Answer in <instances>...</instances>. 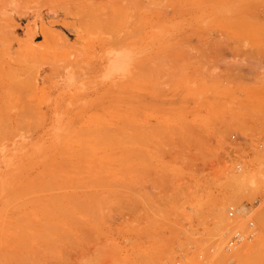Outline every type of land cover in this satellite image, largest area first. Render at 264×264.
<instances>
[{"label":"rangeland","instance_id":"1","mask_svg":"<svg viewBox=\"0 0 264 264\" xmlns=\"http://www.w3.org/2000/svg\"><path fill=\"white\" fill-rule=\"evenodd\" d=\"M63 1L20 0L23 15L0 16V264H264V234L257 237L264 220V74L262 79L258 75L264 63L250 61L251 57L264 60V36L255 31L264 27H254L260 22L264 26V17L257 23V13L251 14L258 24L253 25L246 15L237 16L238 22L246 18L253 25V33L249 28H233L230 16L220 21L221 15L219 19L215 14L222 0H202L203 40L208 47L210 41L220 43L218 54L216 45L214 54L206 46L210 53L202 50L206 65L202 62L200 67L202 58L196 57L197 62L193 56L199 52L190 48L188 69L181 72L186 77L175 79L169 70L172 76L164 80L173 82L164 88L160 86L164 80L159 83L163 90L155 85L158 79H149V70L133 75L135 80L129 76L116 82H101L95 79L97 73H89L85 86L70 90L60 87L55 78L61 63L77 61L91 72L111 42L113 27L107 29L108 21L102 18L106 27H101V12L96 11L92 30L89 22L86 29L66 15ZM194 5L187 0L182 11L191 17ZM261 16L257 15L258 21ZM129 24L125 22L122 30L125 40H138L136 34L129 39L133 33ZM215 35L222 41H212ZM192 36L196 34L189 37L191 45L196 38ZM214 59H218L216 68ZM193 65L198 66L196 75L191 73ZM142 87H147L145 92L139 90ZM127 102L139 106L135 109ZM197 104L195 112L192 107ZM158 106L163 111H157ZM188 107L187 114L175 115L197 120L196 125L186 121L199 135L204 132L203 143L210 146L200 145L197 135L193 139L199 145L192 135H185L181 118L177 121L184 127L176 125L178 116L172 110L183 113ZM184 135L191 140L186 142ZM240 174L256 182L244 195L227 188V181ZM255 199L260 202L251 217L230 216V209ZM257 213L262 222L257 221ZM222 214L229 218L225 225L219 222ZM250 221L256 230L253 237ZM237 233L243 239L233 247ZM232 250L237 255L227 257Z\"/></svg>","mask_w":264,"mask_h":264},{"label":"bare ground","instance_id":"2","mask_svg":"<svg viewBox=\"0 0 264 264\" xmlns=\"http://www.w3.org/2000/svg\"><path fill=\"white\" fill-rule=\"evenodd\" d=\"M185 1H187V0H100L99 2H97V0H96V2H97V4H93V3H87V1L86 0H64L63 2H64V5H65V13H66V15L67 16H69V17H73V18H75V19H78L83 25H84V27L87 29V27H86V23L85 22H91L92 24H93V22H95L97 19H95L96 17H98V15L96 16V11L98 12H101V14H99V17H100V19L98 20V21H100V22H96V23H98V25L99 24H101V27H103L104 25H105V27H106V24H109V27H107V29H109V28H111V26L113 27V28H111V30H113V33L111 34V36H110V38H109V40L108 41H111V42H109L108 44L109 45H107V47H106V50H105V52H104V54H102V56H101V60L99 61L98 59V64L97 65H93V70L90 72V70L87 68V70L86 69H84V68H82V67H80V65L78 64V62L77 61H69V62H67V63H64L65 61H63L62 63H64V64H62L61 63V71L59 72L60 73V75L58 76V77H55L56 79L58 78V81H59V83H60V87H68L70 90L72 89V88H78V87H80V85L83 87V86H85L86 85V83H85V81H84V78H85V75H88L89 73H97V76H96V80H98V81H101V82H116V81H120V80H123V79H125V78H127V77H129V76H136V75H139V73H140V71H141V74L143 75L145 72H147V70H149V72H150V74L153 76V73L154 72H156V71H158V70H160V72H157V74L155 75V73H154V77L152 78V76H150L149 77V79H156L155 81L156 82H158V83H156L155 85H157V89H159V88H161L160 86H163V88H164V85L165 86H167L168 84H169V82H173V81H171V79H166V81L164 80L166 77H169L170 78V74H171V72H173V77L175 78V79H181L182 77L183 78H185L186 77V75L184 76V73L186 72V70L188 69H186V66H188V64H189V62H190V60H191V53H190V48H191V52H193L194 51V49H195V53H196V51L197 52H199V54H195V55H193V56H195V59L194 60H196L197 61V59H196V57L197 58H199L200 60H201V58H202V55L204 56L206 53H210L211 52V49H213L212 50V52L211 53H213L214 54V52L218 49V45L220 44V43H217L216 44V41L215 40H218V39H220V40H218V41H222V39L220 38V37H218L217 38V36L214 38L213 36H212V38H214L212 41H215L214 42V44L213 43H211V41H210V39L209 38H207V37H205V40H206V38H207V41L209 42L208 44L211 46H207L206 45V43H205V41L203 40L204 39V36H205V34L202 36V34H203V32L201 33V31H203L202 30V28H201V25H203L204 23H205V17H204V14H202L203 12H201L202 10H201V3H202V0H191V1H193V2H195V8H196V12L195 11H193V13H192V15H190L191 17H189L188 16V14L186 13V12H184V11H182V9H184L183 7L181 8V6H182V4L185 2ZM93 2L94 3H96L94 0H93ZM185 4H187V5H185L186 6V10L185 11H188V7H190V6H188L189 4L188 3H185ZM98 6V8H95V7H97ZM184 6V5H183ZM184 6V7H185ZM188 6V7H187ZM192 7V6H191ZM181 8V9H180ZM96 9V10H95ZM203 9V8H202ZM204 10V9H203ZM215 11H216V13L215 14H218L219 15V19H220V15H221V19H220V21L222 20V18H223V16L224 17H226V19H228L227 18V16H230L231 18H232V20H234L233 21V23H232V20H231V23H232V27L234 28L235 26H241V27H243V28H247V30H248V28L250 29V30H252L251 32L253 33V30L254 29H252L251 27H253V25H258V24H256V23H254L251 19H252V16H251V14H254V13H257L256 15H255V17H256V22L258 23V22H260L261 21V19H262V17H264L263 15H264V0H222L219 4H217V6L215 7ZM22 11H21V6H20V0H1L0 1V16H2V17H12L11 15H16V14H18V15H23L22 13H21ZM190 12V11H189ZM214 12V11H213ZM258 13H260V14H258ZM240 14H243V15H246V17H248L249 18V21H252V24L253 25H251L250 24V22H247L248 20H246V18L245 19H243V22L244 23H241V22H238L239 20H240V18H238L239 20H237V16L239 17L240 16ZM263 14V15H262ZM101 15H103L104 16V18H103V16H101ZM257 15H258V17L259 16H261V18L259 19V21H258V18H257ZM17 16V15H16ZM249 16H251V19H250V17ZM18 17H20V16H18ZM106 19L108 22L106 23V24H104L103 25V23H104V20H102V19ZM236 20H235V19ZM12 19V18H11ZM95 19V20H94ZM218 19V18H217ZM255 19V18H254ZM264 19V18H263ZM262 19V20H263ZM246 20V21H245ZM219 21V22H220ZM79 22V23H80ZM125 22L127 23H130L129 24V26H128V28H129V32H130V34L132 33V35H130V38L129 39H131L132 40V38H131V36H133L134 37V34H136L135 35V37H139L140 36V38L138 39V40H134V41H131V40H128V41H131V42H127L126 40H125V35H124V33H123V29H124V26H125ZM218 22V23H219ZM246 22V23H245ZM264 22V21H263ZM78 23V24H79ZM88 23V24H89ZM89 24V26H90V29L92 28L91 27V25L92 24ZM111 23V24H110ZM221 23V22H220ZM260 23H262V22H260ZM259 23V25L258 26H254L255 28L257 27H264L263 26V24H260ZM63 24V23H62ZM72 23H70L69 25L72 27V25L74 24H72ZM65 25V24H64ZM68 25V26H69ZM103 25V26H102ZM111 25V26H110ZM120 25V26H119ZM138 25H141V28L139 29V27L138 28H136ZM245 25H247V26H245ZM251 25V26H250ZM262 25V26H261ZM130 26H131V28H130ZM98 28V30H99V26H97ZM82 29V28H81ZM92 30V29H91ZM90 30V31H91ZM98 30H96V32L98 31ZM110 30V29H109ZM134 30V31H133ZM231 30H232V28H231ZM238 30H240V31H243L242 29H238ZM126 31H128V30H126ZM132 31V32H131ZM256 31V34L258 33V34H262V35H257L258 37H263L264 35V28L262 29L261 28V31H258L257 32V30H255ZM255 31H254V33H255ZM92 32H94V31H92ZM99 32H101L100 30H99ZM136 32H138V33H136ZM198 32H199V34H198ZM250 32V31H249ZM190 33V34H189ZM194 33L196 34V36H194V37H196L195 39H194V37L192 36L191 37V39L193 40H195V43H194V41H193V43H192V45L189 43V37L193 34L194 35ZM94 35H95V33H93ZM97 34V33H96ZM125 34H126V36H128L127 35V32H125ZM201 34V35H200ZM215 34V33H214ZM138 35V36H137ZM201 36V37H200ZM134 37V38H135ZM224 37H227V35H224ZM223 37V38H224ZM229 37V36H228ZM228 37H227V39H228ZM103 38H101V40H102ZM106 39V38H105ZM105 39H103L102 41L104 42V40ZM63 40V39H62ZM107 40V39H106ZM203 40V41H202ZM224 41H223V43H226V39H223ZM64 41V40H63ZM206 41V42H207ZM66 42V41H65ZM203 42H204V44H203ZM188 44H190V46L191 47H189V45ZM222 44V43H221ZM227 44H229V40H228V43ZM67 45V44H66ZM96 45V44H95ZM105 45V44H104ZM204 45V46H203ZM212 45H213V47H212ZM216 45V46H215ZM192 46H194V48L192 47ZM208 47L209 48V50H210V52H209V50H208V52H207V49L208 48H206V47ZM216 47V49H215V51H214V48ZM219 47H221V46H219ZM204 48L206 49V51H204L205 52V54L202 52V50H204ZM211 48V49H210ZM98 49H99V47H98ZM193 49V50H192ZM219 51V50H218ZM218 51H216L217 52V54H218ZM96 52V51H95ZM100 52H103V51H100ZM100 52H98V53H100ZM193 52V53H194ZM215 52V53H216ZM192 53V54H193ZM201 56V57H199V56ZM207 55V54H206ZM205 55V56H206ZM95 56V55H94ZM98 56V55H97ZM97 56H96V58H97ZM204 56V57H205ZM203 57V58H204ZM99 58V57H98ZM203 58H202V60H201V64H199L200 65V67H202V66H204V65H206V63L204 62V61H206V58H204L205 60L203 61ZM200 60H198V61H200ZM218 60V59H217ZM216 59H214V61L212 62L213 63V65H214V68H216L215 66H217L218 65V61H217ZM197 61V62H198ZM250 61H251V63L252 62H259V64L260 65H262L261 63H264V60H258V59H256V58H252L251 57V59H250ZM249 61V62H250ZM96 62V61H95ZM202 62H204V64L202 65ZM216 64V65H215ZM92 65V64H91ZM162 65H164V66H166V67H164V66H162ZM202 65V66H201ZM160 66H161V68L163 69V70H165V71H161L162 69L160 68ZM190 66V65H189ZM194 66V70L192 69V71H191V73L193 72H196V68L198 67H196L195 68V65H193ZM192 66V67H193ZM264 66V65H263ZM158 67V68H157ZM192 67H190V68H192ZM210 67H212L211 69H213V66L211 65ZM210 67H209V70H210ZM153 68H154V70H156V71H154V72H152L153 71ZM160 68V69H159ZM259 68H261V67H259ZM167 70H168V72H167ZM171 72H170V71ZM205 70L206 69H204V70H202V71H204L205 72ZM214 70H216V69H213V70H211V71H213L212 73L213 74H216V72L214 71ZM262 70H263V68H262ZM185 71V72H184ZM201 71V72H202ZM161 72H164L165 74H161ZM167 72V73H166ZM178 72V73H177ZM179 72L181 73V72H184V73H181V74H183V75H179ZM198 72V71H197ZM200 72V71H199ZM198 72V74H200ZM255 73H256V71H254ZM148 73V72H147ZM158 73H160V74H158ZM178 74V76H180V77H177V74ZM168 74V75H167ZM195 74V73H194ZM194 74H192L193 76H194ZM262 74H264V71H262V72H260L258 75L261 77V79H262ZM166 75V76H165ZM196 75V74H195ZM134 76L133 77H131L130 79H131V81L132 80H135V79H133L134 78ZM156 76H158V78L156 77ZM164 76V77H163ZM171 76H172V74H171ZM182 76V77H181ZM188 76H190V74H188ZM202 76V75H201ZM199 77L200 79L202 78L203 79V77ZM211 76H216V75H211ZM137 77H139V76H137ZM162 77V78H161ZM195 77V76H194ZM193 77V78H194ZM140 78V77H139ZM160 78V79H159ZM182 78V79H183ZM192 78V81L194 80ZM258 79H260L259 77H257ZM263 78H264V75H263ZM157 79H158V81H157ZM201 79V80H202ZM137 80V79H136ZM160 80H161V82H160ZM164 80V84H163V81ZM200 80V81H201ZM204 80V79H203ZM129 80H127V82L126 83H129L128 82ZM179 81V80H178ZM124 82V81H123ZM121 83V86H122V84L125 86L126 84H124V83ZM139 83H141V82H139ZM162 83L163 85H160V84ZM199 83V82H198ZM201 83H203V81H201ZM130 84H132V82L130 83ZM158 84L160 85V86H158ZM167 84V85H166ZM174 84H176V83H174ZM173 84L171 83V87H173L172 86ZM196 85H197V83H196ZM200 85V84H199ZM201 85H203V84H201ZM133 87H134V85H133ZM147 87H148V85H147ZM146 87V88H147ZM181 87H182V85H181ZM109 88V87H108ZM114 87H112L111 89H113ZM126 88V87H125ZM139 88V87H138ZM137 88V89H138ZM146 88H143L142 87V89L140 88L139 90L141 91L142 90V92H143V89H144V92H145V90H146ZM168 88H169V86L167 87V90L166 91H168ZM191 88V87H190ZM199 88H202L201 86L199 87ZM115 89V88H114ZM156 89V90H157ZM162 89V88H161ZM178 89V88H177ZM117 90V89H116ZM115 90V91H116ZM163 90V89H162ZM179 90L180 89H178V92H179ZM184 90V89H183ZM190 90H192V88L190 89ZM193 90H195V89H193ZM199 90V89H198ZM109 91H110V89H109ZM131 91V90H130ZM147 91H150V90H148L147 89ZM158 91V90H157ZM165 91V90H164ZM163 91V92H164ZM166 91H165V93H166ZM170 91V90H169ZM202 91H203V89H202ZM201 91V92H202ZM183 91H181L180 93H182ZM113 93V91L111 92V93H109L108 92V94H109V96L111 95ZM120 93V92H119ZM128 93H130V92H128L127 91V93H126V91H125V93L124 94H126V96H128L129 94ZM192 93V92H191ZM189 94V96L191 97V95L192 94ZM196 92H194V94H195ZM203 93V92H202ZM105 94V93H104ZM159 94V93H158ZM164 94V93H163ZM167 94H169V93H167ZM132 95V94H131ZM131 95L129 96V97H131ZM136 95V94H135ZM196 95V94H195ZM118 96V98L117 99H120L119 97H122V96H120L119 94L117 95ZM132 96H134V94L132 95ZM137 97V96H136ZM141 97H144V96H142L141 95ZM140 97V98H141ZM178 95H177V98L176 97H174L173 96V98H176L177 100H178ZM184 97H185V95H184ZM190 97H189V99H190ZM107 98V97H106ZM105 98V99H106ZM124 98V97H123ZM122 98V99H123ZM139 98V97H138ZM139 98V99H140ZM146 98V97H145ZM158 99H159V97H157ZM172 97L170 98V97H168V99H173ZM182 98V97H181ZM194 98V97H193ZM193 98H191V99H193ZM108 99V98H107ZM132 99H133V97H132ZM131 99V101H134V99L132 100ZM153 99V96H152V98H151V100ZM167 99V100H168ZM185 99H188V97L186 98L185 97ZM202 99H203V95H202ZM201 99V100H202ZM121 100V99H120ZM138 100V99H137ZM145 99H143V101H144ZM154 100V99H153ZM160 101H162V99H159ZM194 100H195V98H194ZM103 101H106V100H103ZM108 101V100H107ZM110 101V100H109ZM113 101H115V100H113ZM117 101V100H116ZM123 101V100H122ZM127 101V100H126ZM147 101L148 102H150L149 101V98L147 99ZM159 101V102H160ZM164 102L166 101L165 99L163 100ZM162 101V102H163ZM189 101V100H188ZM203 101V100H202ZM201 101V102H202ZM120 102V101H119ZM124 102V101H123ZM128 102L130 103V100H128ZM127 102V103H128ZM135 102V101H134ZM133 102V103H134ZM139 102V101H138ZM145 102V101H144ZM161 102V103H162ZM174 100H173V104H174ZM192 101H190V103H191ZM110 103H112L111 101H110ZM117 103H118V101H117ZM128 103V104H129ZM132 103V102H131ZM133 103H132V106H133ZM160 103V104H161ZM190 103H188L189 104V106H192V104L194 103H192V104H190ZM203 103H204V101H203ZM119 104V103H118ZM125 104V103H124ZM127 104V105H128ZM136 104H137V102H136ZM145 104H147L146 102H145ZM150 104V103H149ZM153 104H154V102H153ZM166 104V103H165ZM196 104V103H195ZM194 104V105H195ZM108 105V104H107ZM111 105V104H110ZM109 105V106H110ZM126 105V106H127ZM130 105V104H129ZM135 105V104H134ZM157 105V104H156ZM156 105H155V107H156ZM162 105V104H161ZM166 105H168V104H166ZM165 105V106H166ZM182 105H184V104H181V107H182ZM198 105V104H197ZM196 105V106H197ZM201 105L202 104H200V109L202 110V109H204L203 108V106H204V104L202 105V108H201ZM125 106V105H124ZM125 106V107H126ZM131 106V105H130ZM131 106V107H132ZM139 106V105H138ZM137 106V107H138ZM150 106V105H149ZM163 107H164V105H162ZM169 106H173V105H169ZM186 106V105H185ZM188 106V105H187ZM186 106V107H187ZM130 107V108H131ZM134 107V106H133ZM137 107H134L135 109L137 108ZM147 108H148V105L146 106ZM151 107H154L153 105L151 106ZM175 108H177V107H179L180 108V105H178L177 106V104H176V106H174ZM199 107V105L197 106V107H195V106H193L192 108H194V110H195V112H196V108H198ZM205 107V106H204ZM126 108H128V107H126ZM158 108L160 109L161 108V110H157V111H163L162 110V107H160V106H158ZM165 108V107H164ZM169 108V107H168ZM178 108V109H179ZM182 108H185L184 106L182 107ZM149 109H150V107H149ZM155 109V108H154ZM157 109V108H156ZM187 109H189V107L188 108H186V112H185V110H184V112L182 113L181 111H183V109L182 110H178L177 111V109H176V111L175 110H172V111H174V115L175 114H177V112H179L178 114H187ZM191 109V108H190ZM132 111H133V109H131ZM141 109H139L138 111H140ZM151 110V109H150ZM153 110V109H152ZM198 110V114H199V109H197ZM201 110H200V112H201ZM135 111V110H134ZM144 111V110H143ZM156 110H154V113H158V112H155ZM166 111L167 112H169L167 109H166ZM166 111H164V112H166ZM176 112V113H175ZM188 112H190V114H191V112H193L192 110H188ZM195 112H193V113H195ZM203 112V113H202ZM201 113L202 114H204V110L202 111ZM136 113H137V110H136ZM136 113H134V115H133V112H132V117L134 116H136L135 114ZM138 113H140V112H138ZM137 113V114H138ZM192 113V114H193ZM131 114V113H130ZM144 114V113H143ZM150 114V113H149ZM164 114V113H163ZM167 114V113H166ZM171 115H172V112L170 113ZM201 114V115H202ZM139 115V114H138ZM141 115V114H140ZM160 115V116H159ZM159 115H157V117L159 116L160 118L159 119H161V115H162V113L161 114H159ZM165 115V114H164ZM170 115V116H171ZM179 115V116H180ZM176 117L178 116V115H175ZM179 116H178V118H175L176 120L175 121H177L178 119L180 120V118H179ZM182 116V115H181ZM199 116L200 115H198V118H199ZM203 116V115H202ZM136 117H138V116H136ZM140 117V116H139ZM138 117V118H139ZM162 117H164V116H162ZM167 117V116H166ZM165 117V118H166ZM168 117H169V114H168ZM184 117H185V119H184ZM205 117V114H204V116H203V118ZM144 118V117H143ZM142 117H141V119H143ZM156 118V117H155ZM171 118V117H170ZM174 118V117H173ZM187 118V115H185V116H183L182 118H181V122H183L182 124H184V126L182 125V124H180V122H178L177 121V123H176V125H178V123L181 125V127L180 128H182V126L184 127L183 129H185V135H186V133L187 134H190V136L188 135V137H190L191 138V135H192V140L195 142V144L196 145H199V142L198 141H200V145H201V142H202V144L203 145H205V146H210L209 144H205V143H203V141H205L204 139V132L202 131V133H200L201 135H199V132H196L197 130L195 129V126L193 125V128L194 129H192V127L190 126V124H191V122H193L194 123V121H193V117H192V119L189 117V119L187 120L186 119ZM197 118V117H196ZM135 119V118H134ZM145 119V118H144ZM185 120V121H183V120ZM191 119V120H190ZM195 119V118H194ZM201 119V118H200ZM139 120H140V118H139ZM138 120V122H140ZM189 121L190 120V124H189V122H187V121ZM204 120V119H203ZM161 121H163V120H161ZM166 121H168V119L166 118ZM172 121H174V120H172ZM197 121V120H196ZM195 121V122H196ZM198 121H199V119H198ZM157 122V121H156ZM200 122H202V119H201V121ZM206 122V121H205ZM187 123V124H186ZM196 123H198V122H196ZM172 124V123H171ZM195 124V123H194ZM200 124V123H199ZM158 124H156V126H157ZM165 125V124H164ZM180 125H178V126H180ZM196 125V124H195ZM201 125V124H200ZM204 125V124H203ZM202 125V126H203ZM159 126V125H158ZM161 126H162V124H161ZM205 126V125H204ZM203 126V127H204ZM187 127V128H186ZM188 127L189 128H191V129H189L188 130ZM198 129L201 127V126H199L198 127V125L196 126ZM176 128H177V131H179V130H181L179 127H177L176 126ZM179 128V129H178ZM209 127H207V129H208ZM175 129V128H174ZM201 129V128H200ZM188 130V131H187ZM194 130V131H193ZM196 130V131H195ZM183 131V130H182ZM182 131H180L181 133H178V132H176V134H177V138H179V139H176L177 141H179V140H181V138L178 136L179 134H180V136L182 137ZM191 131V132H190ZM198 131H200L201 132V130H198ZM190 132V133H189ZM194 132L195 133H198V134H194ZM175 133V130H174V132H173V134ZM191 133H193V134H191ZM210 133V132H209ZM185 135L183 136V137H185ZM197 135V136H196ZM198 135H199V137H198ZM213 135V134H212ZM194 136H196L195 138H198L197 140L198 141H196L195 140V138L193 139V137ZM174 137H176L175 136V134H174ZM211 137V136H210ZM190 138H187L186 139V137H185V140H186V142H187V140L188 139H190ZM203 138V139H202ZM183 139V138H182ZM211 139V138H210ZM233 139H235V138H233ZM237 139V138H236ZM239 139H241V137L239 138ZM184 140V139H183ZM184 140V141H185ZM191 140V139H190ZM232 140V139H231ZM172 141H174L173 139H172ZM182 141V140H181ZM236 141V140H235ZM237 141H238V139H237ZM180 142V141H179ZM221 142V141H220ZM247 142V141H246ZM174 143V142H173ZM185 143V142H184ZM198 143V144H197ZM252 143V142H251ZM181 144H183V142H181ZM186 144H188V143H186ZM185 144V145H186ZM215 145H217L218 143H214ZM219 145V144H218ZM262 179H264V178H262ZM255 181H254V179L253 178H249V176H247V175H245V174H240V175H237V176H235V177H233L232 179H230L229 181H227V186H229V187H227L228 189H231V190H233V192L234 193H236L237 195H244V194H246V193H248L249 192V190H252L254 187H255ZM259 200H257V199H255L254 200V202L253 203H251V204H244L241 208H238V209H235V210H232V209H230V211H233V212H231L230 213V216H232V215H236V214H243V215H250L249 217H251L254 213H255V209L259 206ZM245 208V210H248L246 213H237V211H239V210H242V209H244ZM235 213V214H234ZM225 214V213H224ZM224 214H222L221 215V219H219V222H221L222 224H224V223H226L227 224V219H229L228 217L226 218L225 217V215H227V214H229V213H226L225 215ZM223 215H224V217H223ZM228 216V215H227ZM238 215H236V217H237ZM245 216V217H246ZM239 217V216H238ZM256 218H257V221L258 222H262L263 223V226H262V228H260L259 229V235L260 236H257V237H261V236H263V234H264V220L262 219V221H261V219L259 218V214L257 213L256 214ZM231 221H232V218L230 219ZM230 220H229V222H230ZM252 221H250L249 222V224L251 223ZM253 223V222H252ZM261 223V224H262ZM248 224V228L249 229H251V230H249L248 228H247V230H249V231H254V230H252L255 226H253V228H251V226ZM254 224V223H253ZM225 225V224H224ZM256 231V230H255ZM254 231V232H255ZM250 233V234H252V235H254L255 233ZM257 233V232H256ZM237 234H240L241 235V233H237ZM236 234V235H237ZM224 235V234H223ZM242 236V235H241ZM235 237V236H234ZM252 237V236H251ZM256 237V236H255ZM220 238V237H219ZM221 239H222V237H221ZM240 242V241H239ZM239 244V243H238ZM232 245V244H231ZM230 245V246H231ZM234 245H235V243H233V247H234ZM228 250V249H227ZM231 249H229V251H230ZM229 251H228V256L227 257H229L230 256V258H231V255H233V250L231 251V254H229ZM243 251V250H242ZM237 252V251H236ZM240 253H241V250H240ZM224 254V253H223ZM236 254V253H235ZM234 254V255H235ZM238 254H239V251H238ZM233 255V256H234ZM237 255V254H236ZM235 255V256H236ZM240 255H242V254H240ZM226 256V255H225ZM232 256V257H233ZM226 257V258H227ZM241 258V256H239L238 255V258ZM226 258L224 259V260H226ZM229 258V259H230ZM239 258V259H240ZM228 259V258H227ZM228 259V260H229ZM231 261V260H230Z\"/></svg>","mask_w":264,"mask_h":264},{"label":"built area","instance_id":"3","mask_svg":"<svg viewBox=\"0 0 264 264\" xmlns=\"http://www.w3.org/2000/svg\"><path fill=\"white\" fill-rule=\"evenodd\" d=\"M247 211L248 210H245V208H244L242 210L237 211V213H246ZM249 225L251 226V228H253V226H254V224L252 222ZM251 236L253 237V235H251ZM242 239H243V237L240 234H237V235H235V237L231 243L233 244L235 242L241 241Z\"/></svg>","mask_w":264,"mask_h":264}]
</instances>
